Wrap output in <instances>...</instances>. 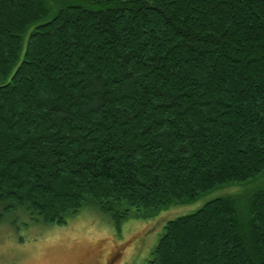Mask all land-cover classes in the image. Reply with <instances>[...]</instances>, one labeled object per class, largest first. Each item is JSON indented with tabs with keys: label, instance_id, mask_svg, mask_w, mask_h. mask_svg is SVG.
<instances>
[{
	"label": "trees",
	"instance_id": "1",
	"mask_svg": "<svg viewBox=\"0 0 264 264\" xmlns=\"http://www.w3.org/2000/svg\"><path fill=\"white\" fill-rule=\"evenodd\" d=\"M257 180L264 0H0L4 212L120 231ZM240 198L166 221L148 264H264V184Z\"/></svg>",
	"mask_w": 264,
	"mask_h": 264
},
{
	"label": "rangeland",
	"instance_id": "2",
	"mask_svg": "<svg viewBox=\"0 0 264 264\" xmlns=\"http://www.w3.org/2000/svg\"><path fill=\"white\" fill-rule=\"evenodd\" d=\"M263 184L257 180L222 187L151 219L132 217L122 223L120 231L93 207L62 225L31 224L26 215H13L0 207V264H148L166 221L221 196L241 197L243 207L247 196Z\"/></svg>",
	"mask_w": 264,
	"mask_h": 264
}]
</instances>
